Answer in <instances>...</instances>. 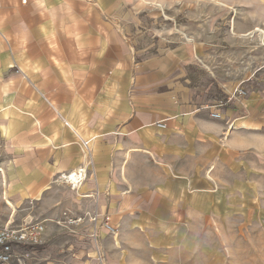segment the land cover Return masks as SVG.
I'll return each mask as SVG.
<instances>
[{
  "label": "crops",
  "instance_id": "0c3cea01",
  "mask_svg": "<svg viewBox=\"0 0 264 264\" xmlns=\"http://www.w3.org/2000/svg\"><path fill=\"white\" fill-rule=\"evenodd\" d=\"M263 46L264 0H0V227L44 226L8 264H206L264 222Z\"/></svg>",
  "mask_w": 264,
  "mask_h": 264
},
{
  "label": "rangeland",
  "instance_id": "374dc122",
  "mask_svg": "<svg viewBox=\"0 0 264 264\" xmlns=\"http://www.w3.org/2000/svg\"><path fill=\"white\" fill-rule=\"evenodd\" d=\"M76 217L65 216L63 224L81 226L68 224L69 219ZM200 238L207 244L203 248L209 259L206 264H264V222L231 218L222 224H212L210 230L201 232Z\"/></svg>",
  "mask_w": 264,
  "mask_h": 264
},
{
  "label": "built area",
  "instance_id": "2783aa9c",
  "mask_svg": "<svg viewBox=\"0 0 264 264\" xmlns=\"http://www.w3.org/2000/svg\"><path fill=\"white\" fill-rule=\"evenodd\" d=\"M25 1V0H23ZM246 92L244 89L238 87L233 90L232 93L224 100L225 102H234L240 97H244ZM223 100L219 101L211 109L210 115L213 118L220 117V107L224 103ZM70 173L68 178L71 177ZM74 175L76 176L75 184H80L85 179V170L79 168L75 170ZM71 185L74 186V183ZM97 214H91L87 216H78L68 220V224L81 225L88 220L91 223L97 224ZM99 227L105 229L108 232H113L114 227L110 225L108 218H103L100 221ZM44 226L41 223H26L20 228H10L9 226L0 227V264H8L11 261H20L23 255L20 249H27L38 246L42 243V234ZM81 235H85L84 231L80 232ZM90 237L94 238L95 233L93 232Z\"/></svg>",
  "mask_w": 264,
  "mask_h": 264
},
{
  "label": "bare ground",
  "instance_id": "6f19581e",
  "mask_svg": "<svg viewBox=\"0 0 264 264\" xmlns=\"http://www.w3.org/2000/svg\"><path fill=\"white\" fill-rule=\"evenodd\" d=\"M260 30H261V29H258V28L255 29L256 32H260ZM261 32H262V31H261ZM74 172H75V170H73V171L70 172V173H72L70 178H68V175H69L70 173H68V174L65 176V178H66L67 180H69L70 182H72V183L75 184V182H76V176L74 175Z\"/></svg>",
  "mask_w": 264,
  "mask_h": 264
}]
</instances>
